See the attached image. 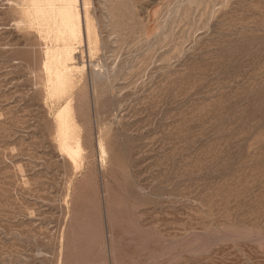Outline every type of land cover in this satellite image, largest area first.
<instances>
[{
  "label": "rangeland",
  "instance_id": "1",
  "mask_svg": "<svg viewBox=\"0 0 264 264\" xmlns=\"http://www.w3.org/2000/svg\"><path fill=\"white\" fill-rule=\"evenodd\" d=\"M49 4L0 0V264H264V0Z\"/></svg>",
  "mask_w": 264,
  "mask_h": 264
},
{
  "label": "bare ground",
  "instance_id": "2",
  "mask_svg": "<svg viewBox=\"0 0 264 264\" xmlns=\"http://www.w3.org/2000/svg\"><path fill=\"white\" fill-rule=\"evenodd\" d=\"M58 1L61 4L60 7H55L54 5L49 4V8H46V9L37 8L36 9V14L40 15L42 17L43 16L49 17V18L51 17L52 19L57 21V23H59L60 27L62 28V32H64L65 34L67 33L68 37L70 39H72L73 41H76V40L80 39L82 37V22H81V19H80V16H79V11L77 10V7H78L77 6V1L78 0H58ZM84 26H85V30H86L87 39L88 40H92L91 39L92 34L94 36H95V34L92 32V27L93 26H92V24L90 22L89 14L88 15L86 14V16H85V25ZM87 43H89V41ZM68 50H69V55H70V52H71V55H72V51H70L71 49H68ZM73 50H74V48H73ZM66 53H67V51H66ZM70 60H72V58ZM60 63H61V61H60ZM62 65H64L63 62H62ZM65 65H64V68H63V70H65V72L63 71L64 73L63 72H58V71L55 73V86L61 87V86H63L65 84V78L67 76L64 77V74L66 75V74L69 73L67 71V69L69 67L67 65L66 66ZM46 67H45V69L47 70L48 68H46ZM70 70L71 69H69V71ZM80 148H81L80 142L76 141L73 145L67 143L64 146V151H65L66 155L72 160V162H74L75 161V157H77L78 154H79Z\"/></svg>",
  "mask_w": 264,
  "mask_h": 264
}]
</instances>
